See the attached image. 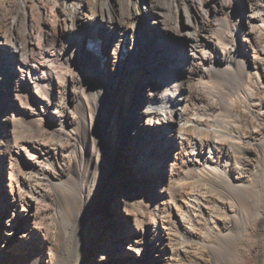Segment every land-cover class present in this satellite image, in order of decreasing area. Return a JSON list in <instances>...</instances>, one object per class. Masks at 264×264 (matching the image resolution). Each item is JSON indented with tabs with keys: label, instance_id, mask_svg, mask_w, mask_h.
I'll use <instances>...</instances> for the list:
<instances>
[{
	"label": "bare ground",
	"instance_id": "1",
	"mask_svg": "<svg viewBox=\"0 0 264 264\" xmlns=\"http://www.w3.org/2000/svg\"><path fill=\"white\" fill-rule=\"evenodd\" d=\"M93 35L107 79L83 56ZM122 89L140 94L132 117ZM262 164L264 0H0V259L57 264L60 236L89 264H216L229 241L255 264Z\"/></svg>",
	"mask_w": 264,
	"mask_h": 264
},
{
	"label": "rangeland",
	"instance_id": "2",
	"mask_svg": "<svg viewBox=\"0 0 264 264\" xmlns=\"http://www.w3.org/2000/svg\"><path fill=\"white\" fill-rule=\"evenodd\" d=\"M112 1L113 0H108V3L111 6H112ZM178 23L181 27H186L187 23H186V16L184 15V13H181V15L179 16ZM136 25H137V28L139 29L140 38L136 42L133 38V44L135 45V43H136V45H138L137 46L138 48H140L142 51L144 50L143 53H145V55L148 56L150 61H151L152 57H151L150 52L152 53V56H154V53L156 52V48L153 46V44H151V40L153 39V36L151 33L149 35L146 34V30L144 27V25H145L144 19H139ZM102 26H103V22L102 23L97 22L93 26V28H95V29L96 28H102ZM140 29H141V31H140ZM132 33L134 34V31L131 28V30L129 31V35H128L129 39H132V37H133ZM93 36H95L93 39L96 40V42L99 43L100 46L102 47V55H103L100 63L96 66V69H97L96 73H97L98 77H102L104 79H107L108 74H107L106 69H107L108 63L111 62L113 55H112V53H110V50H109L110 46H107V42L103 37H99L98 35H93ZM96 36L99 38H96ZM153 41L157 43L158 38L155 37L153 39ZM130 44L131 43H129L128 46H124V51H123L121 56H129V55H131V53H133V51L135 49H133L131 51ZM109 66H110V64H109ZM121 78H123V77H121ZM122 82L125 83L126 82L125 79H122ZM113 93H114V101H115L116 105H118L119 100H125L128 103L129 114H131V117H132V115L134 114V112L136 110V106H137L136 104L138 103V99H139L138 97L140 96V94L138 92H135L134 90H131L128 92V91H126V89H122L121 91H113ZM124 97H125V99H124ZM129 98H131V99L129 100ZM236 109H237V112H239V113L243 112V115L246 116V120H244V123L248 122V121L251 122L250 115L244 114L245 108L241 103H239V102L237 103ZM128 125H130V122H127V120H126L125 126L128 127ZM244 129L246 130L245 127H244ZM246 131H248L249 135L252 136L253 133L251 130H246ZM134 135H135V133H134V129H133L131 131V134L127 138H126V136L122 138V140H121L122 146H124V147L125 146L127 147L128 145L130 146V143H131ZM246 153H248V155H251L248 150H246ZM252 159H253V156H252ZM116 162L117 163H115V164L118 166L119 169H121L122 163H123V162H121V159H119ZM262 166H264V164H262ZM263 186H264V183H263ZM262 188L263 189H261V191H263V192H261V194H262L261 196H263V201L258 204L259 208H264V187H262ZM99 194H100V192H98V194L95 196V200H98L100 198ZM5 199H6V195H3L0 197V209L1 210H3ZM65 204L67 206L68 213L71 216H73L75 213V206H76L75 203L73 202V204H72V200H70V197H67ZM245 207L246 208H255L254 199L247 198V201H245L244 208ZM113 208H114L113 210L116 211L117 207L115 205L113 206ZM123 222L127 226H131L133 224L134 220L132 217H130L129 220H126ZM56 238H57V242L55 244V250L58 254H61L57 264H89V263H87L88 262L87 261L88 256L82 252L81 248L75 246V244L72 241H68V242L64 243L60 239V236H57ZM260 238L263 239L264 235L261 237L258 236L257 237L258 241ZM218 245H220V244H218ZM0 251H1V249H0ZM215 254L217 257L216 264H233V262L235 261V255H234L235 253H234L232 241L224 242L220 246H215ZM23 256H24V254L15 255L14 258L9 259L10 263H8V260H7L8 258L0 259V264H20ZM255 264H264V244H263V246H262V248L258 254V257H257Z\"/></svg>",
	"mask_w": 264,
	"mask_h": 264
},
{
	"label": "water",
	"instance_id": "3",
	"mask_svg": "<svg viewBox=\"0 0 264 264\" xmlns=\"http://www.w3.org/2000/svg\"><path fill=\"white\" fill-rule=\"evenodd\" d=\"M86 47L84 48L83 51V56L86 57L87 59L91 60V58H95L93 53L90 51L89 45H85Z\"/></svg>",
	"mask_w": 264,
	"mask_h": 264
}]
</instances>
